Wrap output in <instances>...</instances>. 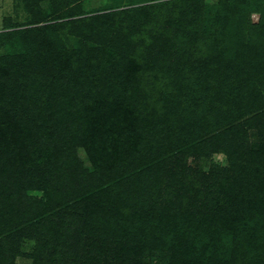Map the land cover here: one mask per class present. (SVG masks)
Masks as SVG:
<instances>
[{
	"label": "rangeland",
	"instance_id": "1",
	"mask_svg": "<svg viewBox=\"0 0 264 264\" xmlns=\"http://www.w3.org/2000/svg\"><path fill=\"white\" fill-rule=\"evenodd\" d=\"M223 14L229 17V28L235 26L234 32H220ZM124 29L127 36L125 32L121 35ZM196 31L197 41H193ZM124 36L138 48L133 51L128 69L117 70L115 74L111 65L117 55L111 49L119 46ZM206 36L208 39H203ZM231 38L235 42L231 43ZM187 42L197 55L201 51L208 57L212 53L218 55V62H213L215 67L232 61L233 71L226 77L232 76L237 84L236 99L240 102V98L248 96L247 101L252 104L231 110L230 115L237 116L232 121L220 116L216 119L214 112L206 111L209 115L206 113L205 118L212 128L197 129L200 137L196 142L201 144L186 156L184 164L185 174L187 169L202 174V189L214 185L213 192L206 190L211 193H206L210 198L214 199L212 195L220 188L226 195L217 194V199L223 206L230 205L229 199L225 201L231 192L229 187L232 185V190L240 193L244 180L232 178V184L228 181L227 169L232 163L229 152L223 148L224 141L245 153L255 151L264 142V118L260 117L264 111V0H0V84L7 90V98L1 101L7 99L11 102L9 106L19 111L13 112L20 129L17 138L21 137L27 154H23L20 165L13 166L11 151L4 149L6 157L0 160V214L20 215L27 210L30 214L25 213L24 219H28L32 216L29 198H42L51 191L60 194L59 200L64 201L65 192L71 191L73 196L68 205H73L78 198L99 190L98 180H85L83 175L95 173L102 178L93 162L95 158L107 172V160L111 161L108 149L116 134L124 130V115L127 111L131 116L128 111L131 106H134L131 118L135 128L142 130V140L133 158L125 160V166L143 176L140 193L143 187L160 188L163 171L155 165L156 161L172 163L175 156L170 148L176 142L175 136H187V127L179 128L181 123L183 127L187 125V89L180 95L179 87L196 85L193 70L204 66L201 60L195 68L187 67V59L195 58L187 50ZM46 45L49 55L43 52ZM130 48L133 50L131 45ZM233 48L236 55L230 51ZM49 92L58 96L57 103ZM257 99L260 102L254 104ZM23 109L25 114L21 113ZM93 114L98 116L90 125ZM194 126L199 127L196 123ZM224 129V135L217 134ZM218 135L220 138L209 145L206 139ZM123 138L128 139L126 135ZM35 173L43 180L33 178ZM7 175L10 181H6ZM138 197L142 200L145 194ZM176 203L180 205L175 199L157 206L158 231L173 232L162 243V251L148 254L152 246L147 245L144 261L174 264L176 256L169 249L180 247L186 251L184 256L197 258L205 253L204 257H208L214 253L218 259L225 258L223 250L226 251L225 240L230 241L229 231L210 225L213 202L207 203L211 204L208 207L196 204L201 212L195 213L194 222L184 218L189 208ZM176 212L177 220L171 225L168 214L173 216ZM224 217L236 218L234 247L244 244L246 248L241 252L255 255L261 244L247 243L250 233L245 224L250 223L249 212L228 209ZM67 219L69 251L65 249L61 258L71 264L81 257L77 263L81 264L82 221L71 215ZM214 219L217 223L218 217ZM255 221L254 231L258 232L262 223ZM206 222L207 227L200 224ZM191 236L195 239V252L189 249ZM35 247L36 242L26 237L18 242L0 238V264H32L29 254ZM133 248L135 260L140 257V249L137 245Z\"/></svg>",
	"mask_w": 264,
	"mask_h": 264
},
{
	"label": "trees",
	"instance_id": "2",
	"mask_svg": "<svg viewBox=\"0 0 264 264\" xmlns=\"http://www.w3.org/2000/svg\"><path fill=\"white\" fill-rule=\"evenodd\" d=\"M223 16L222 18H225V20L221 23L220 32L222 34L225 30L234 32L235 26L234 29L229 28V17L224 14ZM124 32L125 36H127V29L121 31V35ZM197 33L198 31L194 33V38L193 34L190 36L193 38V41H197ZM125 36L122 39V43H119V46L111 49V52H116L117 55V58H114V62L111 65L115 74L117 70L128 69L131 63L130 59L133 58L132 55L135 53L133 51L138 48L136 43L133 44L130 42V39H125ZM203 39L207 40L208 37L206 36ZM230 42H235V38H231ZM130 45L133 47V50L130 48ZM45 47L46 50H43V52L49 55L47 45ZM187 50L195 56V58L192 57L193 59H187V67L195 68L201 60L204 61V66L193 70L195 71V78L197 80L196 85H187L186 88L179 87L178 93L180 95H182L183 90L187 89V125L184 127L182 123L179 125L181 130L187 127V136H175L176 142L170 148L171 151L174 150V155H172L175 156V160L171 159L173 161L172 163L166 164L164 162L165 160L158 163L156 161L155 165L160 171H163L160 178L161 187L158 189L154 186L148 187V189L143 187L140 193V186L142 184L144 185L142 181L143 176L137 175L135 171L128 170L125 166V160L130 157L133 158L134 152L138 149L140 141L142 140V130L135 128L133 119L131 118L134 109V106H131L128 109L129 115L131 116H128L127 111L124 115V130L116 134V139L113 140L111 147L108 149L111 152V161L107 160V172L101 167L104 165H101L100 161L95 158L93 162L96 165H94L102 173V178L97 177L95 173L83 175L85 180H98L97 185L101 188L88 197L78 198L79 201L73 205H68L70 197L73 196L71 191L65 192L64 201L59 200L60 194H54L51 191L42 198H29V201L32 202L29 205L32 207V216L30 215L28 219H24L25 213L30 214V211L27 210L22 212L23 215L20 213H18L20 215H15L14 213L10 215L0 214V226H2L0 229V238L7 240V242L8 240L18 242L24 237L34 240L36 247L29 254L32 258V264H58V260H61L59 264H69L68 259H64L65 257L61 258L66 253L65 249L69 251L68 241L66 240V228L69 223L67 217L69 215L72 217L77 216L82 221L79 227L80 242L83 247L81 264H149L143 258L146 246H152V250L148 254L162 251L163 249H160L162 243L166 237L172 236L173 232L172 230L168 234L167 232L158 231V205L166 203V201L169 203L174 202L175 199H178L180 205L176 203L177 206L189 208L184 218H187L188 222H194L195 213L201 212L199 210L200 207L196 206V204H205L208 207L211 204L207 203L213 202L215 208H212L210 213L211 220H213V222H209L210 225L212 223L218 229L225 230L224 232L229 231L230 241L225 240L226 245L224 249L226 251L223 250L226 257L218 259L214 253H210L208 257H204L205 253H200L197 255V259L194 255L187 254L184 256L186 251L180 247V249H173V251L169 249V252L173 256H176L174 264H264V142L255 151H247L245 153L244 150L238 151V148L234 147L229 141H224L223 148L229 152L230 162L232 163L227 169L230 172L226 176L228 181L232 184V178L234 180L239 178V181L241 179L244 180L242 184L244 189L240 193H235L232 190V185L229 187L231 192L225 201L229 199L228 202L230 205H225L224 203L223 206V203L217 199V194H225L220 188L212 195L214 199L207 195H211V193H207L206 190L208 189L213 192L212 186L214 185H206L204 187L205 190L202 189L203 176L201 173H197V171L191 172V170L189 172L187 169V174H185L186 168L184 164L186 162V156L188 158L189 154L194 152L201 144L200 142H196V139L200 137L197 129L206 127L209 131L212 128V125H210L211 122L209 123L207 118H205L206 113L209 115L208 112H214V118L217 119L220 116L223 120L232 121L237 116L230 115L231 110L237 106L241 109L245 105L252 106L247 101L248 96L246 98H240V102H238L239 95L236 93L238 90L235 88L237 84L232 76L230 78L226 77L230 71H233L231 67L232 61L229 64L223 66L218 64L215 67L213 62L214 60L218 62V55L215 56L212 53L208 57L206 52L201 51L198 56L196 49L194 48L193 50L191 44L188 42ZM230 51L232 55H236L234 52L235 48L230 49ZM200 75L205 76L207 80H203ZM151 86L149 85L148 89ZM6 93L7 90L0 84V160H2V156L6 157L4 151L10 150L13 155V161L10 162L13 166H17L21 164L23 154H27L24 153L25 146H23L21 137L19 139L17 138L20 129L15 124L17 114L13 113L17 109H12V106H9L11 102L7 99L1 101L4 97L7 98ZM249 94L253 95L254 91ZM49 95L56 103L59 101L55 93L49 92ZM258 99L254 104L260 102ZM23 110L21 113L25 114L26 109ZM158 111H161V106H158ZM51 112H53V109ZM260 114V117L264 118L263 110ZM97 116L93 114V119L91 122L89 121L90 125ZM195 123L199 127L194 126ZM12 129L14 132H12ZM225 130L217 134L222 136ZM124 135L128 139L123 140ZM219 138L220 136L218 135L206 140L210 145L214 144L215 140ZM32 177L42 178L36 173ZM6 181H10V175H7ZM12 182L15 183V181ZM142 193L145 194V197L140 200L138 196ZM183 196L187 199V202ZM189 200L191 201L190 203H188ZM241 202L243 203L240 205L239 203ZM191 206H195L193 210ZM228 209L249 212L251 216L249 221L252 225L250 223L245 224L246 230L250 233L247 243H252V245L257 243L259 245L261 244L255 255L241 252V250L243 251L246 248L244 244L236 245V248L234 247L233 233L236 232L233 230H235L234 223L236 222V218L224 217L225 211ZM168 215L172 225L173 220H177L178 212L173 216ZM215 216L218 217L217 223L216 219H214ZM255 220H259L262 223L259 224L261 228L258 232L254 231L257 223ZM23 224H25V227H21ZM200 224L207 227V222ZM167 227L170 228V225L167 224ZM146 238L149 240L144 241ZM189 238L193 241V243H190L191 241L188 243L189 249L195 252V239L192 236ZM136 245L140 249V257L134 260V256L132 255L134 251L132 250H134L133 247ZM139 251L137 250V253ZM190 257L191 261L188 262L187 260ZM79 261H81V257L78 261H73L71 264H77Z\"/></svg>",
	"mask_w": 264,
	"mask_h": 264
}]
</instances>
